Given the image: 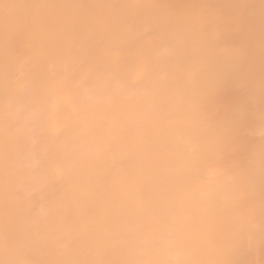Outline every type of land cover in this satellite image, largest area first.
Returning a JSON list of instances; mask_svg holds the SVG:
<instances>
[{"label": "bare ground", "instance_id": "bare-ground-1", "mask_svg": "<svg viewBox=\"0 0 264 264\" xmlns=\"http://www.w3.org/2000/svg\"><path fill=\"white\" fill-rule=\"evenodd\" d=\"M130 2L0 0V238L53 259L211 258L245 215L230 177L201 164L202 37L178 25L184 55L149 66Z\"/></svg>", "mask_w": 264, "mask_h": 264}, {"label": "clouds", "instance_id": "clouds-1", "mask_svg": "<svg viewBox=\"0 0 264 264\" xmlns=\"http://www.w3.org/2000/svg\"><path fill=\"white\" fill-rule=\"evenodd\" d=\"M125 7L134 12L130 48L149 66L158 62L162 48L171 49L170 60L184 55L175 39L178 25H189L202 37L197 103L219 157L201 164L230 177L236 201L247 212L211 258L185 250L156 259H53L38 242L5 234L0 264H264V0H131ZM0 43H7L6 35Z\"/></svg>", "mask_w": 264, "mask_h": 264}, {"label": "rangeland", "instance_id": "rangeland-1", "mask_svg": "<svg viewBox=\"0 0 264 264\" xmlns=\"http://www.w3.org/2000/svg\"><path fill=\"white\" fill-rule=\"evenodd\" d=\"M256 191H257V193L259 192V189L257 190L256 189ZM242 205V204H241ZM240 204L236 207V210L239 212V213H242V214H246V212H247V209H245V205H242L241 206ZM243 208H244V210H243ZM242 209V210H241ZM242 211V212H241ZM245 211V212H244ZM240 224H241V221H239V223L237 224V226L236 227H239L240 226Z\"/></svg>", "mask_w": 264, "mask_h": 264}, {"label": "snow or ice", "instance_id": "snow-or-ice-1", "mask_svg": "<svg viewBox=\"0 0 264 264\" xmlns=\"http://www.w3.org/2000/svg\"><path fill=\"white\" fill-rule=\"evenodd\" d=\"M210 154L212 158H218L219 157V153L216 151V148L214 145L210 146Z\"/></svg>", "mask_w": 264, "mask_h": 264}]
</instances>
